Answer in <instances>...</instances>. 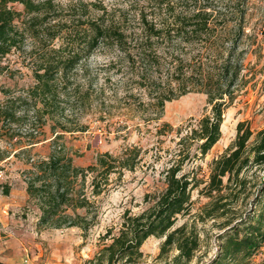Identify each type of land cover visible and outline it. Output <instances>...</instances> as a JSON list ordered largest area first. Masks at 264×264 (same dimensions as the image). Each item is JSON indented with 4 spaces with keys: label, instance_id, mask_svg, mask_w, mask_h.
Here are the masks:
<instances>
[{
    "label": "trees",
    "instance_id": "16d2710c",
    "mask_svg": "<svg viewBox=\"0 0 264 264\" xmlns=\"http://www.w3.org/2000/svg\"><path fill=\"white\" fill-rule=\"evenodd\" d=\"M189 1L159 0L154 14L158 12L161 19L141 11L139 17L123 21L109 20L102 4L98 17L66 19L54 0L0 1V94L5 96L0 100V128L16 132L22 114L33 113L31 133L42 129L47 116L56 118L62 101L69 99L71 85L77 82L74 70L106 46L119 52L112 66L127 63L137 71L127 86L138 84L149 91L148 101L139 100L145 111L155 114L149 119L155 135L177 133L176 146L161 171L165 188L156 205L138 214L126 211L119 234L94 264H138L144 257L141 247L151 236L163 238L158 258H165V264H190L202 248L199 222L209 220L220 229L215 235L218 251L202 264H251L264 244V128L254 131L248 122H239L236 139L213 158L208 174L197 163L221 139L226 110L248 83L245 60L253 44L246 27L248 0ZM177 2L187 5L178 9ZM9 3L23 4L25 12ZM65 37L68 43L57 47V39ZM24 69L33 80L23 85V93H16L17 85L12 88L8 80L23 77ZM190 92L207 95L208 113L186 128L175 129L162 121L166 102ZM79 97L83 101V95ZM59 137L49 157L28 171L27 191L41 210L39 225L79 226L87 231L99 211L92 197L109 192L126 171H135L146 151L131 145L118 153H99L95 162L81 167L74 164L64 143L57 144ZM161 157L157 153L156 158ZM194 192L209 201L193 213ZM81 209L85 214L79 213ZM181 218L184 222L177 225ZM0 264L7 263L0 260Z\"/></svg>",
    "mask_w": 264,
    "mask_h": 264
},
{
    "label": "rangeland",
    "instance_id": "374dc122",
    "mask_svg": "<svg viewBox=\"0 0 264 264\" xmlns=\"http://www.w3.org/2000/svg\"><path fill=\"white\" fill-rule=\"evenodd\" d=\"M54 1L66 19L74 15L83 16V19L98 17L103 13L98 8L101 4L107 9L109 20L133 19L139 17L141 11L149 17L156 15L161 19L158 12L154 14V11H159V0ZM192 2L190 0L189 4ZM175 4L178 9L187 5ZM9 6L25 12L21 3H9ZM248 9L246 27L247 32L253 34V44L245 60L244 74L248 83L226 110L221 139L203 160L197 162L205 174H208L213 158L221 155L236 139L239 122H248L254 131L264 128V0H248ZM131 25L135 26V23ZM56 43L57 47L65 46L68 39H57ZM247 44L248 41L241 47L244 49ZM31 46L29 43L28 47ZM82 49L88 51V48ZM118 54V50L102 46L83 60L74 70L77 82L71 85L69 99L62 101L59 115L54 119L47 116L46 125L34 135L30 129L36 121L33 113L22 114L21 126L16 132L9 131L8 127L0 128V260L7 264H94L99 253L112 243V237L119 234L124 213L138 214L154 207L164 190L161 171L176 146L177 133L155 135L156 128L149 122L155 114L152 109L145 111L139 100L143 97L148 101L150 93L138 84L127 86V79L137 71L127 63L112 66L111 62L117 59ZM24 72L23 77L8 80L12 88L17 85L16 93H23V85L33 80L27 69ZM77 87L80 89L76 91ZM128 91L133 94H128ZM80 95H83V101ZM4 97L0 94V100ZM210 108L205 93L190 92L166 102L162 121L175 129L186 128L197 123ZM111 122H116L117 126L122 124V127L115 129ZM56 123L60 126L56 127ZM61 124L71 131L63 130ZM58 136L61 137L57 144L64 143L65 151L73 158L74 164L81 167L95 162L99 153H118L131 145H139L146 151L144 160L135 171H126L123 179L114 183L109 192L92 197L99 211L96 223L87 231L79 226L57 228L39 225L41 210L27 191L28 171L34 169V163L49 157L55 150L54 141ZM159 147L162 149L160 152ZM157 153L162 157L157 159ZM111 177L115 179L116 175ZM90 182L89 176V192L92 189ZM198 196L194 192L196 203L193 213L209 201ZM79 213L85 214V210L81 209ZM183 222L181 218L177 225ZM199 228L202 229V248L190 264H202L218 251L215 235L220 229L214 221L199 222ZM162 241L163 238L149 237L141 247L144 257L138 264H165V258H158ZM263 262L264 244L252 257L251 264Z\"/></svg>",
    "mask_w": 264,
    "mask_h": 264
}]
</instances>
